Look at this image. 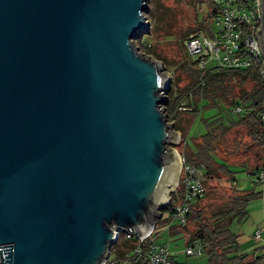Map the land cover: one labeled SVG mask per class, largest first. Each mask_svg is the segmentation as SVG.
Instances as JSON below:
<instances>
[{
    "label": "water",
    "instance_id": "1",
    "mask_svg": "<svg viewBox=\"0 0 264 264\" xmlns=\"http://www.w3.org/2000/svg\"><path fill=\"white\" fill-rule=\"evenodd\" d=\"M145 2L0 0V264H104L168 205L179 134L167 73L133 45Z\"/></svg>",
    "mask_w": 264,
    "mask_h": 264
},
{
    "label": "trees",
    "instance_id": "2",
    "mask_svg": "<svg viewBox=\"0 0 264 264\" xmlns=\"http://www.w3.org/2000/svg\"><path fill=\"white\" fill-rule=\"evenodd\" d=\"M207 3L210 8L208 1ZM199 24L200 28L193 29L195 34L192 35H207L214 29V24ZM188 38L189 36L183 42L186 58L180 53V68L187 72L189 81L183 88L169 90L165 106L167 120L174 119L175 125L180 113L198 116L207 109H213L215 115L201 118L205 124V133L191 138L190 141L185 136L183 140L184 163L196 167L201 172L203 189L195 200L186 201V222L180 225L174 219L175 223L185 232L191 228L187 246H199L201 253L207 258V264H264L262 255L239 253L237 235L231 228L233 223L247 218V205L258 193L252 189L240 191L234 188L230 184L231 181L234 182L233 173L226 166H242L252 174H255L253 168L260 167L259 170L264 171V83L256 66L245 69L221 68L211 62L199 67L198 61L190 59L185 49V41ZM144 48L146 51L151 50L146 46ZM179 107L185 109L181 111ZM235 107H240L239 113H235ZM238 132H241L239 138L235 136ZM229 141L233 142L234 146L227 148L222 156L219 155V147L228 145ZM257 151L261 152L263 158L260 161L261 166L258 165L260 155ZM242 152H245V155L242 154L245 157L238 159L237 164L230 161L231 157ZM249 156L253 158L252 161L248 159ZM220 175L229 178L230 192H227L215 207L209 208L200 204L206 196L207 180H213ZM182 196L183 191L178 187L172 199L184 201ZM164 211L171 213L172 203H169ZM155 233L142 242L133 235L118 234L117 240L110 247L106 264H149L148 248L151 242L157 244L152 240ZM136 248H139L140 252L133 255Z\"/></svg>",
    "mask_w": 264,
    "mask_h": 264
},
{
    "label": "rangeland",
    "instance_id": "3",
    "mask_svg": "<svg viewBox=\"0 0 264 264\" xmlns=\"http://www.w3.org/2000/svg\"><path fill=\"white\" fill-rule=\"evenodd\" d=\"M145 5L147 8L143 10L142 14L148 26L137 32L136 38L133 40V45L139 48V52L149 57V59L157 60L161 63L163 67L162 72L167 73L169 77L168 86L161 91L162 96L165 95L167 97L170 89H179L187 85L189 81L187 72L180 68L182 61L180 53H183L186 58L183 42L188 36L195 34L192 30L200 28V22H205L207 25L213 26L212 16L210 14L211 9L206 0H146ZM144 46L151 50L146 51ZM165 106L166 103H161L159 108ZM164 112L166 113L165 108ZM201 118L202 117L200 115L197 116V114L195 116H190L187 113H180L175 125L173 124L175 121L174 119L168 120L169 123L173 124V131L170 130V132L179 134V137L177 143H175L177 139L176 136L174 141L166 143L168 150L166 160L170 159L172 156V150L182 158L183 140L187 132L189 141L191 138L199 137L205 133V124L202 122ZM240 134L241 132H238L235 136L239 138L241 137ZM242 139L246 142L244 137H242ZM233 146V142L229 141L228 145L219 147L218 154L222 156L227 148H232ZM240 154L241 153L231 157L230 161L237 164L238 159L241 160L245 157ZM248 159L252 161L253 158L249 156ZM233 176L234 185L237 190L242 191L252 187V182L249 180L251 175L245 174V171H237ZM228 181L229 178L222 175L213 180H207L205 184L206 196L200 204L208 206L209 208L219 204L225 197V194L230 192L228 189ZM179 185L180 178L178 185L174 189L176 190ZM173 195L174 192L172 191L171 196ZM166 222H169V212L163 211L162 223L159 226L164 228L167 224ZM163 224L165 225L163 226ZM190 230L191 228L187 229V235ZM160 233L161 237L158 238V241H166L168 238L167 233L163 231V229L160 230ZM178 247L180 250H184L182 242H178ZM185 259L188 260V262L193 260L192 258ZM201 259L207 264L206 257L200 256L197 260Z\"/></svg>",
    "mask_w": 264,
    "mask_h": 264
},
{
    "label": "built area",
    "instance_id": "4",
    "mask_svg": "<svg viewBox=\"0 0 264 264\" xmlns=\"http://www.w3.org/2000/svg\"><path fill=\"white\" fill-rule=\"evenodd\" d=\"M210 4L211 16L214 29L207 35L196 34L189 36L185 41V49L190 59L198 61L199 67L209 63L221 68H258L259 77L264 83V59L261 55L259 44L256 38V31L261 24L260 1L259 0H206ZM179 107V110H184ZM235 113L240 112V107H235ZM264 120V119H263ZM180 185L183 191L184 201L170 198L172 203L171 215L177 223L184 224L187 220L188 204L186 201H193L202 192V174L196 167L184 163L180 158ZM259 180L264 182V171L258 173ZM179 182V181H178ZM175 194V189H174ZM156 220L151 230L142 236H137L129 230L124 233L127 236L133 235L139 242L149 238L158 230ZM254 238L264 244V233L257 230ZM4 246V245H2ZM136 248L133 255L139 254ZM188 256L202 255L200 247L190 245L184 249ZM149 264H175L170 258L166 244L152 243L148 248ZM106 264V262L104 263Z\"/></svg>",
    "mask_w": 264,
    "mask_h": 264
},
{
    "label": "crops",
    "instance_id": "5",
    "mask_svg": "<svg viewBox=\"0 0 264 264\" xmlns=\"http://www.w3.org/2000/svg\"><path fill=\"white\" fill-rule=\"evenodd\" d=\"M214 115L215 114L213 109H207L200 113V116L202 118H210ZM187 135L188 132L186 133V138ZM257 152L260 155L258 165L261 166L260 161H262L263 158L261 152ZM242 154L245 155V152H242L240 155ZM216 160L218 162V159ZM226 166L233 173V175L237 171H245V174L251 175V178H249V180L250 182H252V187L242 191L252 189L254 192L258 193V195L252 198L247 205V218L245 220H242L241 222L233 223L231 226L232 231L237 235V249L241 254L264 256V244L254 238V233L257 230H260V233H264V182L262 180H259L258 178V173L262 169L259 170L260 167L256 169L253 168L255 174H252L248 172L250 170H246L242 166L233 164H228ZM233 175L232 177L234 178ZM230 184H232L235 188L233 181H231ZM162 218L163 212L161 213V217L156 219L157 225H161ZM166 223V225L163 224V226L165 225L164 228H161V226H159L157 233H155L154 239L152 240L156 243L166 244L172 261L175 264H206L203 259L197 260L200 258V256L206 257L204 254L200 256H188L184 253V250L179 249L178 242H182L185 248L189 241V236L180 225L175 223V220L172 219L171 215H169V222ZM160 228L167 233L168 238L166 241H158V238L161 237ZM185 258H192L193 260L188 262V260H186Z\"/></svg>",
    "mask_w": 264,
    "mask_h": 264
}]
</instances>
